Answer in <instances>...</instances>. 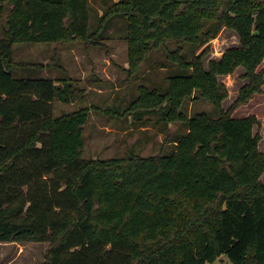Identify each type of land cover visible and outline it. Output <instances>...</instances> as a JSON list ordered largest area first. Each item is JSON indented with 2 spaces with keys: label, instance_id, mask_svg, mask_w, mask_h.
<instances>
[{
  "label": "trees",
  "instance_id": "16d2710c",
  "mask_svg": "<svg viewBox=\"0 0 264 264\" xmlns=\"http://www.w3.org/2000/svg\"><path fill=\"white\" fill-rule=\"evenodd\" d=\"M0 1L12 5L0 37V242L49 241L47 264H204L222 254L264 264L259 120L233 115L264 85V0H119L108 8L107 23L126 18L132 71L155 47L176 65L168 87L142 86L128 109L160 111L166 124L186 127L166 152L111 158L83 155L89 106L55 114L56 100L84 95L77 78L14 75L16 42L101 46L107 23L91 26L89 0ZM224 25L240 47L208 68L207 49L188 55L186 44L199 48ZM239 65L250 80L226 110L218 75ZM196 91L215 114L184 111Z\"/></svg>",
  "mask_w": 264,
  "mask_h": 264
},
{
  "label": "rangeland",
  "instance_id": "374dc122",
  "mask_svg": "<svg viewBox=\"0 0 264 264\" xmlns=\"http://www.w3.org/2000/svg\"><path fill=\"white\" fill-rule=\"evenodd\" d=\"M118 1L89 0L91 26L97 28L100 23H107L103 16ZM11 8L8 1H0V37L5 35ZM127 32L126 18L119 13L107 23L105 36L100 38L101 46L86 45L84 41L14 44V59L18 63L14 69L15 77L49 76L57 79L70 75L79 80L84 95L72 103L56 100L55 114L82 106L91 108L84 129L83 155L86 158L122 157L132 150L145 156L160 154L172 148L171 139L177 133L186 131L180 121L166 124L160 111H145L138 115L135 109H128L141 94L142 86L168 87V77L176 65L164 47H155L141 62L139 69L132 71ZM240 46L237 31L224 25L208 43L199 48L186 44L185 50L191 56L194 52L199 55L207 49L203 62L208 68L211 60H220L229 49ZM169 48L176 49L177 43L170 42ZM245 72V67L239 65L232 73L218 75L219 81L228 88V96L222 102L224 109H229L237 101L241 88L249 82L250 79L244 77ZM193 96L188 97L183 105L188 115L199 111L216 113L215 105L202 97L199 91ZM250 114L256 115L259 120L253 132L260 136L259 150L264 153V85L261 92L239 103L233 110V115L237 117ZM259 179L264 183V172ZM50 247L49 241L0 242V264H47ZM204 264L235 263L222 254Z\"/></svg>",
  "mask_w": 264,
  "mask_h": 264
},
{
  "label": "water",
  "instance_id": "95a60500",
  "mask_svg": "<svg viewBox=\"0 0 264 264\" xmlns=\"http://www.w3.org/2000/svg\"><path fill=\"white\" fill-rule=\"evenodd\" d=\"M256 33H257V31H256Z\"/></svg>",
  "mask_w": 264,
  "mask_h": 264
}]
</instances>
